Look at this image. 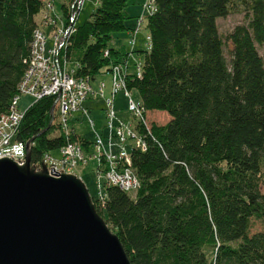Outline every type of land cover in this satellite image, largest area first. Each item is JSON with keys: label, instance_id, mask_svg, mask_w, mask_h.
<instances>
[{"label": "trees", "instance_id": "obj_1", "mask_svg": "<svg viewBox=\"0 0 264 264\" xmlns=\"http://www.w3.org/2000/svg\"><path fill=\"white\" fill-rule=\"evenodd\" d=\"M45 1L0 0V117L28 69ZM130 1L98 0L66 37L58 56L75 64L76 77L95 78L127 59L112 41L133 30ZM75 2L62 3L67 25ZM155 3L146 15L150 49L138 51L142 73L127 75L145 107L148 149L132 152L140 187L133 196L106 185L103 202L92 197L96 210L131 264H264V230L252 232L255 222L264 225V0ZM240 5L248 23L227 36L228 58L218 19ZM55 102L45 96L31 104L17 132L20 141L33 139V165L69 141L90 151V140L56 121Z\"/></svg>", "mask_w": 264, "mask_h": 264}, {"label": "water", "instance_id": "obj_2", "mask_svg": "<svg viewBox=\"0 0 264 264\" xmlns=\"http://www.w3.org/2000/svg\"><path fill=\"white\" fill-rule=\"evenodd\" d=\"M32 142L25 164L0 159V264H131L83 180L37 171Z\"/></svg>", "mask_w": 264, "mask_h": 264}, {"label": "built area", "instance_id": "obj_3", "mask_svg": "<svg viewBox=\"0 0 264 264\" xmlns=\"http://www.w3.org/2000/svg\"><path fill=\"white\" fill-rule=\"evenodd\" d=\"M80 5L83 4V0H78ZM48 5L45 7V22L46 24L56 23L51 20L50 11L52 12L53 1L49 0ZM146 8L149 13L156 10L155 0H146ZM141 27V23L138 24V30ZM67 31L57 28L53 36H56L54 40V46L47 51V39L44 32L40 29L35 30L34 39L32 42V55L29 61L28 69L24 75V78L20 85V90L24 93L31 94L35 98V101L40 100L45 96H55L58 98V113L61 115V121L64 128H69V115L77 110L83 109L88 115L89 110L83 108V103L90 97L94 98L100 94L104 96L106 83L100 82L98 90H95L93 86V78L87 77L86 79L76 80L72 78V75L68 73H57L55 76L53 68L59 67L53 61L57 59L59 49L65 45ZM147 39L151 41V37ZM132 44H135V40L132 39ZM66 63V62H64ZM112 66L110 70H106L111 75V98L107 100L106 114L108 118V125L110 127L109 148L104 144L102 135L97 133V141L95 144L98 146L99 154H94V157L98 159L97 172L104 176L103 182H100L101 187L103 183L111 186H118L122 190L137 191L140 187V179L132 168V155L127 150L126 144L129 141H134L131 144V149L141 148L143 150L148 149V144L145 136L141 132V126L144 123L139 122V117L145 112V107L142 101H135L131 95V90L128 88L127 75H129L127 61ZM42 72H49L54 77V80L48 83L46 89H35L31 84V80ZM142 73V63L137 68V75ZM124 91L125 96L129 97V109L133 114L134 120L130 124L121 122L119 125L115 124L117 118V112L115 110V100L117 94L120 91ZM34 101V102H35ZM21 118L14 115L4 116L0 120V159L10 156L13 160L20 165L24 164L27 159V143L19 142L12 144V139L16 134L17 128L20 124ZM119 139L118 151L113 149L114 138ZM61 156L59 161L55 162L50 154H46L43 162L37 164L39 168L42 165H46L51 175H60L62 173H73V169L87 161L91 155L86 154L87 150L82 147L78 142L67 144L61 150ZM86 152V153H85ZM89 152V151H88ZM88 155V156H87ZM100 166V167H99ZM102 166V167H101Z\"/></svg>", "mask_w": 264, "mask_h": 264}, {"label": "rangeland", "instance_id": "obj_4", "mask_svg": "<svg viewBox=\"0 0 264 264\" xmlns=\"http://www.w3.org/2000/svg\"><path fill=\"white\" fill-rule=\"evenodd\" d=\"M48 2V1H47ZM146 0H142V2L137 1L136 6H139L141 8V14L137 18H132L129 21L133 24H135L134 28L138 27V24L141 23V27L136 30H126L122 32H117L114 34V39L112 41V45L115 47H123L126 52H130V56L127 58V64H128V71L132 74L137 73V68L139 64L143 62V55L138 53V49L136 44L139 43V47L142 48L141 50H149L151 43L147 39L149 35V29L147 27V18L146 15L149 13V10L145 6ZM98 0H83L82 9L80 11V14L78 15V19L76 24L81 25L84 23L87 19L91 18L92 12L95 10L97 6ZM54 10L51 12L50 15L52 17H55L57 20L58 27L61 28L63 25L67 23V18L64 12V9L62 7V0H56L54 5ZM247 11L240 5L236 7L235 11L231 12L229 16L222 17L218 19V27L219 32L221 36L223 37L225 41V53L228 58H230V42L227 41V36L234 30V28L237 25L240 24H247L249 16L247 15ZM142 16V19L140 17ZM36 20L41 22V27L43 30L45 28L42 26L44 24L43 20H45V13L38 14L36 16ZM128 21V22H129ZM38 22V23H39ZM46 26V25H45ZM53 30V27L48 29V31L45 30L47 36V51L49 52L50 49L54 46V39L56 36H52L53 33H51ZM137 34V35H136ZM66 36H69L67 33ZM135 40V44L130 43L131 40ZM64 47V45L62 46ZM61 47V48H62ZM138 47V48H139ZM60 48V49H61ZM259 52L264 58V44L259 45ZM59 49V50H60ZM59 54V51H58ZM121 63L126 65L125 58H120ZM75 64L73 62L68 63V69L73 70L75 69ZM98 76V78H97ZM95 78H93V86L95 90H98L100 82L104 81L106 83V89L104 96H101L98 94L95 98L94 96L90 97L83 103V108L89 110V114L87 115L83 109L77 110L71 115H69V128H66V131L71 130L72 128L75 129V132L78 136H83L84 138L91 141V148L90 151H86L85 153L91 155L90 158H87L86 162L79 163L77 167L73 169V174L78 176L83 180V182L86 184L90 195L95 198L96 200H99L103 202V198L100 197L101 193L104 195L105 191V183H103V186L101 187L100 182H103L104 176L102 174H99L97 172L98 167V159L94 157V154H99L98 146L95 144L97 141V133L102 135L104 144L107 148H109V137H110V127L108 125V118L106 114V107H107V100L108 98H111V75L107 73L106 70L104 72L98 74ZM131 95L135 101H142L140 93L137 89L131 90ZM35 101V98L33 96L23 94L19 100V106L21 110H26L33 102ZM115 110L117 111V118L115 120V124L119 125L121 122L123 125L130 124L134 118L133 114L129 109V97L125 96L124 91H120L117 94L116 100H115ZM56 121H61V116L58 113V106L56 108ZM149 119L163 121L165 119V115L161 113H149L148 114ZM165 122V121H163ZM161 123V122H160ZM114 146L113 149L115 152L118 151V142L119 139L117 137L113 140ZM134 141H129L126 144V148L128 151L131 149V144ZM52 155L54 158H60L61 153L60 150H54L52 152ZM88 156V155H87ZM131 195L135 196L136 191H129ZM94 202V200H93ZM95 205V202H94ZM264 230V225L258 221L255 222L252 232H258Z\"/></svg>", "mask_w": 264, "mask_h": 264}, {"label": "bare ground", "instance_id": "obj_5", "mask_svg": "<svg viewBox=\"0 0 264 264\" xmlns=\"http://www.w3.org/2000/svg\"><path fill=\"white\" fill-rule=\"evenodd\" d=\"M48 2H47V0L45 1V5H48L47 4ZM54 4H53V6H52V9L54 10ZM81 9H82V5H80L78 2L76 3H73V5H72V11H71V15H70V18H69V21H70V23L67 25V23L65 24V25H63L62 27H61V29H63V30H65V31H67V33L70 35V34H72L74 31H75V29H76V26H77V24H76V22H77V19H78V15L80 14V11H81ZM51 18V20H53L55 23H57V20H56V18L55 17H50ZM140 19H142V16L140 17ZM43 22H44V26L46 25L47 26V24H46V22H45V20H43ZM37 29H40V30H42L43 32H44V35L46 36V39H47V34H46V32H45V30H43L42 29V27H41V25H39L38 26V28ZM36 29V30H37ZM137 35V34H136ZM55 39H56V37H55ZM54 39V40H55ZM106 55H108L109 54V52L108 51H106V53H105ZM130 56V55H129ZM56 57H57V59H54V63L55 64H58V66L59 67H55V68H53V73L54 72H57V73H68L69 75H72V78H74V79H76V80H79V79H86L88 76H86V77H84V76H82V77H76L71 71L72 70H69L68 69V63H64V60H60L59 59V56L58 55H56ZM112 68V67H111ZM57 73H54L55 74V76H57V75H59V74H57ZM97 78H98V76H97ZM54 80V77L52 76V74L51 73H49V72H42L40 75H38V76H36L35 78H33L32 80H31V84H32V86H33V88H35V89H46V88H48V83H50V82H52ZM20 85H21V83H20ZM20 85H19V87H18V93L14 96V98H13V100H12V103H11V106H10V108H9V110H8V112H6V113H4V114H2V115H4V116H9V115H11L12 114V116H14V115H16V116H18L19 118H21V122H22V119H23V117H24V114H25V110H21V108H20V106H19V100H20V98H21V96L23 95V94H27V95H30L31 96V94H28V93H24L23 92V90H20ZM56 98V102H55V105H57L58 104V98L57 97H55ZM117 112V111H116ZM144 113V112H143ZM2 115H1V117H0V120L2 119ZM61 116V115H60ZM62 117V116H61ZM143 118V114H142V116H140L139 117V122H141V119ZM21 122H20V124H19V126H18V128H17V131H16V134L14 135V137H13V139H12V144H14V143H19V142H23V143H27L28 144V142L29 141H27V142H24V141H20V140H18L17 138H16V135H17V132H18V130H19V127H20V125H21ZM62 122V121H61ZM63 124V123H62ZM68 132V131H67ZM73 142H78V141H69L67 144H69V143H73ZM82 147H84L80 142H78ZM66 144V145H67ZM66 145H64L63 147H65ZM62 147V148H63ZM61 148V149H62ZM60 149V150H61ZM134 149H141V148H134ZM134 149H130V153H131V155H132V152H133V150ZM141 150H143V149H141ZM144 151V150H143ZM60 153H61V151H60ZM47 154H50L52 157H53V155H52V153H47ZM10 156H12V155H10ZM10 156H6L5 158H8V159H12ZM4 159V158H3ZM53 159H54V161L55 162H57V161H59V158H54L53 157ZM26 163V161L24 162V164ZM33 165V164H32ZM33 166H36V168H37V171H41V170H43V167L42 168H39L37 165H33ZM42 166H44V165H42ZM92 197V196H91ZM100 197L101 198H103V199H105L106 198V193H105V191H104V195H102V193H101V195H100ZM93 199V198H92ZM104 201V200H103Z\"/></svg>", "mask_w": 264, "mask_h": 264}, {"label": "crops", "instance_id": "obj_6", "mask_svg": "<svg viewBox=\"0 0 264 264\" xmlns=\"http://www.w3.org/2000/svg\"><path fill=\"white\" fill-rule=\"evenodd\" d=\"M137 1H140V2H142V0H131L130 1V5H129V7H128V13H129V15L131 16V17H134V18H137L140 14H141V8L139 7V6H136V2ZM55 2H56V0H55ZM66 3V2H69V0H62V3ZM42 23V21L41 22H39V24H41ZM129 25L134 29V26H135V24H133V23H131V22H129ZM44 28H45V30L46 31H48V29H50L51 28V26H44V25H42ZM52 33V32H51ZM139 43H137L136 44V46H137V49L138 50H141L142 48H140L139 47ZM139 47V48H138ZM123 48V47H122ZM124 49V48H123Z\"/></svg>", "mask_w": 264, "mask_h": 264}]
</instances>
